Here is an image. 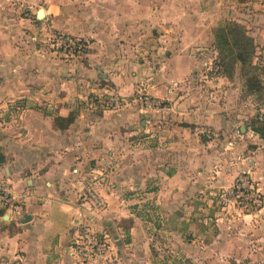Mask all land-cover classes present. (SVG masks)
Segmentation results:
<instances>
[{
  "label": "crops",
  "instance_id": "1",
  "mask_svg": "<svg viewBox=\"0 0 264 264\" xmlns=\"http://www.w3.org/2000/svg\"><path fill=\"white\" fill-rule=\"evenodd\" d=\"M11 1L0 0V150L6 156L0 184L11 188L14 203H0V264H80L72 243L85 216L96 231L136 233L140 219L126 207L132 199L123 192L130 184L141 188L145 183L142 153L156 154L151 170H163L167 184L189 186L185 169L190 155L184 149L204 121L199 105L193 112L185 99L180 114L159 111L163 106L173 110L174 85L197 76L204 62L189 56L188 42L202 46L212 33L190 26L197 20L189 13L195 6L191 0H51L34 12V19L14 22L5 15ZM255 1L239 4L251 7ZM207 3L218 7L217 0ZM41 9L44 17L38 18ZM241 15L236 20L245 25L247 14ZM250 18L257 22L254 27L264 29V10ZM45 23L88 40V51L79 54L85 60H63L39 42L45 41ZM139 90L163 106L142 109ZM110 94L126 104L119 109L102 106L99 99ZM56 117L73 120L61 129ZM177 144L185 158L175 171L168 156ZM259 167L251 168L257 180L264 179V164ZM94 179L106 206L90 211L91 204L81 202L80 195ZM179 195L167 188L165 197ZM181 195L188 200L190 193ZM130 217L129 230L116 227ZM113 237L120 247V235Z\"/></svg>",
  "mask_w": 264,
  "mask_h": 264
},
{
  "label": "rangeland",
  "instance_id": "2",
  "mask_svg": "<svg viewBox=\"0 0 264 264\" xmlns=\"http://www.w3.org/2000/svg\"><path fill=\"white\" fill-rule=\"evenodd\" d=\"M191 1L195 6L189 13L197 20L194 25L191 20L190 26L197 31L198 26L203 27L208 36L211 30L212 40L207 39L202 46L188 42L189 56L204 62L197 68V76L192 74L174 85L173 110L162 109L161 101L163 107L159 111L180 114L185 111L181 105L185 99H189L193 112L199 105V116L204 121L198 135L191 133L184 149L190 155L185 169L189 186L175 187L173 183V188L167 184L163 170L158 174L151 170L156 154L142 153L143 165L147 167L145 183L141 188L130 184L123 192L125 198L132 199L126 207L140 219L136 233H125L124 229L129 230L133 224L130 217L117 222L116 227L121 226L124 232L116 228L108 234L118 251L119 264H264V179L257 180L251 173L252 167L260 166L258 170H262L264 164V135L254 130L264 127V29L254 27L257 22L250 18L264 10V0H256L258 4L251 7L217 0L216 10L208 7V0ZM19 2L13 0L5 8V15L13 22L34 19V12L51 0H29L23 6ZM228 10L233 14H228ZM243 13L248 18L243 25L249 28L250 35L254 34L257 46L254 64L260 87L256 86L254 93L247 90L240 65L236 66L233 78L223 75L214 43L213 28L226 21L238 22L236 19H243ZM176 17L175 9L174 27ZM204 23L208 27L206 32ZM51 25L45 23V41L39 42L63 60L84 61L85 55L74 53L66 44V40L76 37ZM258 28L261 34L257 33ZM76 40L83 41L88 48V40ZM139 92L136 96L145 94L143 90ZM190 129L193 132L194 126ZM174 147L177 151L169 154L168 160L174 162L169 165L170 170L177 171L178 162L185 157L182 147L178 144ZM167 188L180 192L177 199L166 200ZM185 192L190 193L188 200L181 195ZM114 234L120 235V247Z\"/></svg>",
  "mask_w": 264,
  "mask_h": 264
},
{
  "label": "built area",
  "instance_id": "3",
  "mask_svg": "<svg viewBox=\"0 0 264 264\" xmlns=\"http://www.w3.org/2000/svg\"><path fill=\"white\" fill-rule=\"evenodd\" d=\"M66 44L78 54L84 52L86 47L82 41L71 38L66 40ZM137 100L142 109L158 108L162 105L160 101L142 93L137 96ZM99 103L104 107L116 109L126 104L125 100L116 94L101 97ZM80 201L91 204L90 211L100 210L106 206V200L101 198L96 190L95 179L85 186ZM0 203L10 205L14 203L11 188L6 184H0ZM72 252L80 264H119L118 251L111 236L106 232L94 230L88 216L84 217L73 239Z\"/></svg>",
  "mask_w": 264,
  "mask_h": 264
},
{
  "label": "trees",
  "instance_id": "4",
  "mask_svg": "<svg viewBox=\"0 0 264 264\" xmlns=\"http://www.w3.org/2000/svg\"><path fill=\"white\" fill-rule=\"evenodd\" d=\"M249 0H238L245 3ZM215 48L218 54V63L222 73L227 78H233L236 66L240 65L241 75L245 78L246 88L250 93L256 91V86L260 87V78L256 72L254 58L257 46L254 37L249 35L246 27L236 21H226L224 24L213 28ZM85 53L88 51L87 44ZM72 118H55V125L61 129L69 126ZM260 135H264V127L254 128ZM6 162L5 154L0 150V165ZM128 229V228H125Z\"/></svg>",
  "mask_w": 264,
  "mask_h": 264
},
{
  "label": "water",
  "instance_id": "5",
  "mask_svg": "<svg viewBox=\"0 0 264 264\" xmlns=\"http://www.w3.org/2000/svg\"><path fill=\"white\" fill-rule=\"evenodd\" d=\"M38 18H43L44 17V11L41 9L38 14H37ZM28 219V218H27Z\"/></svg>",
  "mask_w": 264,
  "mask_h": 264
}]
</instances>
